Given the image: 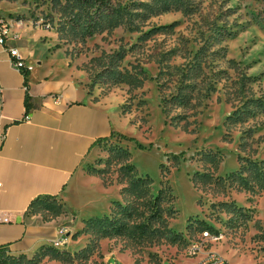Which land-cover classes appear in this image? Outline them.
Here are the masks:
<instances>
[{
    "label": "rangeland",
    "instance_id": "1",
    "mask_svg": "<svg viewBox=\"0 0 264 264\" xmlns=\"http://www.w3.org/2000/svg\"><path fill=\"white\" fill-rule=\"evenodd\" d=\"M21 2L129 127L34 202L31 246L0 264H189L205 231L228 264H264V190L218 182L264 160V0Z\"/></svg>",
    "mask_w": 264,
    "mask_h": 264
},
{
    "label": "crops",
    "instance_id": "2",
    "mask_svg": "<svg viewBox=\"0 0 264 264\" xmlns=\"http://www.w3.org/2000/svg\"><path fill=\"white\" fill-rule=\"evenodd\" d=\"M32 9L0 0L1 17L29 18L7 47L32 66L22 76L0 47V219L9 220L0 223V253L25 252L32 244V204L62 197L98 144L129 127L117 96L90 86L51 34L33 27Z\"/></svg>",
    "mask_w": 264,
    "mask_h": 264
},
{
    "label": "built area",
    "instance_id": "3",
    "mask_svg": "<svg viewBox=\"0 0 264 264\" xmlns=\"http://www.w3.org/2000/svg\"><path fill=\"white\" fill-rule=\"evenodd\" d=\"M22 23L20 17H15L8 21L0 16V47H2L8 54L9 63L22 76L28 74L32 66L25 63V61L18 54L15 48L7 47V42H15L19 40V34L14 31V27H19ZM27 120V117H24ZM0 183V189H1ZM7 218L0 219V223H7ZM216 236H210L207 231L202 233L199 240H191L185 247L184 255L187 259H195L194 262L189 264H228L227 261L220 255L207 248V244L216 241Z\"/></svg>",
    "mask_w": 264,
    "mask_h": 264
},
{
    "label": "trees",
    "instance_id": "4",
    "mask_svg": "<svg viewBox=\"0 0 264 264\" xmlns=\"http://www.w3.org/2000/svg\"><path fill=\"white\" fill-rule=\"evenodd\" d=\"M141 149V147H139ZM238 162L240 164L239 170L235 173L230 174L225 179H219L218 182H223L224 180L231 183H239L238 186L245 188L247 191L253 192L255 189L264 190V160L260 162H252L246 158L238 157ZM131 169V166H128ZM244 173H250V178L242 177ZM140 183H149V178L145 177L138 180ZM162 192L158 193V197ZM157 197V198H158ZM156 198V199H157ZM33 205V204H32ZM31 208V207H30ZM189 242V241H188ZM187 242V244H188ZM186 244V245H187Z\"/></svg>",
    "mask_w": 264,
    "mask_h": 264
}]
</instances>
